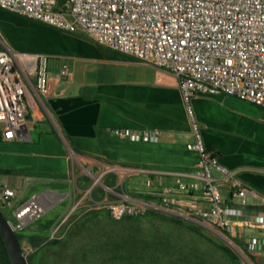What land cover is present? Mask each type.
Returning <instances> with one entry per match:
<instances>
[{"label":"crops","instance_id":"crops-1","mask_svg":"<svg viewBox=\"0 0 264 264\" xmlns=\"http://www.w3.org/2000/svg\"><path fill=\"white\" fill-rule=\"evenodd\" d=\"M12 20L26 22L32 30L29 35L7 31L5 44L8 48L9 44L15 48L27 44L34 52H16L46 57L50 86L47 97L40 101L32 91L26 95L27 134L19 133L5 141L0 133V169L16 171L2 176L5 183L1 191L8 188L15 193L11 217L30 198L42 194L37 201L40 215L24 219L18 230L24 254L33 255V264H39L47 262V250L39 251L28 239L52 238L55 228L58 233L64 230L60 235L63 237L72 229L73 224L66 225L70 208L67 195L73 175L75 180L82 175L76 173L71 154L88 169L132 174L134 185L142 184L150 191L169 184L171 175L194 172L198 159L186 149L193 137L171 73L99 47L82 34L60 32L0 10L2 26ZM63 69L66 76L61 75ZM191 106L204 147L252 193L246 196L247 207L243 210L260 216L264 204V109L223 95L193 97ZM113 129L127 130L130 137H114ZM141 131H159L161 136L157 141L143 142L138 139ZM214 177L226 204L236 206L238 199L232 196L230 182L218 174ZM9 180L16 185L36 182L43 190L24 198L8 184ZM75 190L83 191L78 187ZM87 200L93 207L70 215L75 216L74 222L109 221L99 202L90 197ZM57 207L68 209L66 216L54 224L41 223L43 216ZM88 213L92 214L85 217ZM231 239L252 254L258 264H264V230L239 228L234 220Z\"/></svg>","mask_w":264,"mask_h":264},{"label":"built area","instance_id":"built-area-1","mask_svg":"<svg viewBox=\"0 0 264 264\" xmlns=\"http://www.w3.org/2000/svg\"><path fill=\"white\" fill-rule=\"evenodd\" d=\"M0 10L60 32L82 34L175 77L193 137L186 149L196 154L197 169L171 175L169 184L148 192L159 198L157 203L103 186L105 198L98 204L111 220L156 212L212 227L227 238L233 236L234 220L239 228L264 230V204L260 216L243 210L251 192L204 147L191 106L193 97L223 95L264 109V0H0ZM0 46V133L11 141L25 125L27 93L32 91L40 101L50 86L46 57L11 51L3 39ZM111 134L130 137L124 129H113ZM160 136L159 131L138 133L143 142ZM115 172L103 170L102 176ZM214 174L230 182L236 206L226 204ZM109 194L116 199H109ZM14 198V191L4 188L2 207H12ZM40 213L32 197L12 212V226L21 230L24 219Z\"/></svg>","mask_w":264,"mask_h":264},{"label":"rangeland","instance_id":"rangeland-1","mask_svg":"<svg viewBox=\"0 0 264 264\" xmlns=\"http://www.w3.org/2000/svg\"><path fill=\"white\" fill-rule=\"evenodd\" d=\"M2 25L0 24V39L3 40H6L7 31L13 32L18 30L20 31L19 33L26 32L29 35V32L32 30L30 24L20 20H12L7 22L5 26ZM17 38L14 37V39ZM9 47L14 52L16 50L27 53L34 52L33 48L28 47L27 44L18 48L9 44ZM71 155V163L76 173H81L82 175L78 179L86 177L89 179V182L82 192H76L75 187H77L78 183L74 179V174L70 182L71 190L67 195L70 206L69 212L68 209L57 207L56 210H52L43 216L41 220L43 224L47 222L54 224L59 218L66 216L67 212L68 216L65 217L66 219L72 214L77 213L79 215L84 210L89 209L92 206L90 201L87 200L90 197V191L98 187L99 184L102 185L104 176H102V171L98 167L88 169L85 165V167L83 166L82 162L76 160L73 154ZM116 175L117 184L120 185L122 182H125L129 191L138 193L150 192V189L144 187L142 184L134 185L135 177L132 174L124 175L121 173ZM91 178L98 180V182L96 183ZM3 179L0 176V194L2 185L5 183ZM8 184L19 190L20 195L24 198H28L34 192L43 190V187L39 186L36 182L16 185L15 181L9 180ZM80 197L83 198V201L80 200ZM98 206L101 207V205ZM12 208L13 204L10 208H4L0 204V212L7 221H10L14 225L15 220L10 215ZM87 225L88 229L86 228L83 235L79 234L76 238L73 236L74 240L72 238V242H68V244L67 241L62 243L64 240L60 237L61 243L46 251V264H129L132 261L129 263L125 260L124 262H117L118 252L114 245L124 239L130 243L129 247L122 251L124 256L128 254L132 257H139L142 253L141 248L144 246L149 253L165 250L167 259L172 258L176 264H230L228 259L209 242L212 241L223 247L230 248L229 245L233 246V252L237 256L239 264H253L230 238L225 237L212 227H202V236H199L185 227L161 219L141 218L119 222L101 220L99 222L88 223ZM58 231L55 228L51 235L55 237ZM16 233L19 234V231ZM182 257L185 258L184 262L179 260ZM132 264L143 263L135 261Z\"/></svg>","mask_w":264,"mask_h":264},{"label":"trees","instance_id":"trees-1","mask_svg":"<svg viewBox=\"0 0 264 264\" xmlns=\"http://www.w3.org/2000/svg\"><path fill=\"white\" fill-rule=\"evenodd\" d=\"M28 21H30V20H28ZM30 22L42 25V24L34 22V21H30ZM99 47H101V46H99ZM0 49H1V46H0ZM71 149L73 150V152L77 153L72 146H71ZM15 172L16 171H14V170L0 169V176H10V175L15 174ZM103 178H104V180L102 182V185L105 186L106 188L111 189L114 193L124 194V195H127L128 197H131L133 199H139V200L148 201V202L151 201V202L157 203L159 201V198L157 196H154L150 193H138V192H134V191H129L127 188V184L125 182H122L120 185L117 184L116 175L113 173H108ZM88 182H89V179L86 177H83L81 179H77V183H78L77 187L81 190H84L86 188ZM108 197H109V199H112V200L116 199V197L112 194H109ZM90 198L94 202H100L105 198V192L101 187H99V186L95 187L94 189H92L90 191ZM92 213H88L84 216L87 217L88 215H90ZM141 218L167 220V221L172 222L174 224L185 227L188 230H190L191 232H194L199 236H202V234H201L202 228L201 227L194 225V224H191V223H188V222H185L179 218L172 217V216H166L164 214L156 213V212H150L144 217H127V218H123L120 221H124V220L125 221H132V220H138ZM74 221H75V216H69L68 222L66 223V225L73 224L72 229L68 230L64 234V236L61 238L64 240L62 243H65L66 241H67V244H68V242H72L73 236H75L74 238H76V237H78L79 234L83 235L86 228L88 229L87 223H89V222H87L85 220H82V221L79 220L76 222H74ZM109 221L119 222V221H113L110 218H109ZM81 228H83V231H81ZM63 231L64 230L61 229V231L58 233V235L55 237H52V238L45 237V236H34V237H30L28 239V241L34 248H37L39 251L48 250V249L54 248L57 244L61 243V239L59 237L63 233ZM16 237L20 243L22 236L20 234L16 233ZM74 238H73V240H74ZM231 240L233 241V243L237 247H239L244 252V254L248 257V259L253 264H258V262L256 261V258L252 254H250L241 245H238L236 241H234L233 239H231ZM209 242L215 248H217V250H219L228 259L230 264H239L237 262V256L235 255V253L233 252L232 249H230L228 247H223V246L217 245L216 243H214L212 241H209ZM129 245H130V243L127 242V240H125V239L114 245L116 248V251L118 252L117 253L118 254L117 262H119V261L124 262V260H125L128 263L131 261L132 262L139 261L140 263L142 262L143 264H176V262L173 261L172 258L167 259V255H166L165 250H162V252L160 250L156 253H152V252L149 253V252H147V249L144 246L141 248V250H142L141 256L132 257L128 254L126 256H124L122 251L124 249H126L127 247H129ZM32 258H33V255L26 256L28 264H33ZM179 260L184 262L185 258L182 257V258H179ZM132 262L129 264H132ZM0 264H10L1 238H0ZM39 264H46V263L41 262Z\"/></svg>","mask_w":264,"mask_h":264},{"label":"water","instance_id":"water-1","mask_svg":"<svg viewBox=\"0 0 264 264\" xmlns=\"http://www.w3.org/2000/svg\"><path fill=\"white\" fill-rule=\"evenodd\" d=\"M19 133L27 134L26 125L21 126L20 129L15 132V135ZM93 180H95L96 183L98 182V180L96 179ZM99 187L103 188V185L99 184ZM58 194L61 195L60 193ZM34 197L35 200L38 201V199L42 198V194H38ZM215 233L217 234V232ZM0 238L6 250L10 264H28L26 255L24 254L22 247L16 237L15 228L12 226V223L10 221H7L5 219V217L2 215L1 212H0ZM229 247L230 249L233 250V246L229 245Z\"/></svg>","mask_w":264,"mask_h":264}]
</instances>
